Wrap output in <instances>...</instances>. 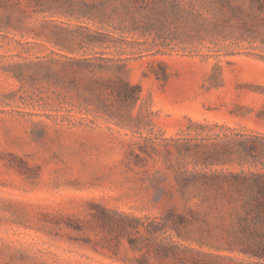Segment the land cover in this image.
<instances>
[{"label": "rangeland", "instance_id": "rangeland-1", "mask_svg": "<svg viewBox=\"0 0 264 264\" xmlns=\"http://www.w3.org/2000/svg\"><path fill=\"white\" fill-rule=\"evenodd\" d=\"M36 18L50 38L0 24V264H264L227 248L229 207L182 191L176 176L193 169L195 154L181 155L175 142L231 133L215 124L264 134L256 55L264 50L186 23L142 35L73 16ZM83 26L115 36L87 51L118 59L119 73L141 88L118 118L90 102L83 76L92 74L60 55L84 56L68 50ZM24 60H52L51 72L64 76L20 81L13 66ZM161 61L166 80L156 76Z\"/></svg>", "mask_w": 264, "mask_h": 264}, {"label": "trees", "instance_id": "trees-1", "mask_svg": "<svg viewBox=\"0 0 264 264\" xmlns=\"http://www.w3.org/2000/svg\"><path fill=\"white\" fill-rule=\"evenodd\" d=\"M39 14L73 16L99 26H112L121 33L137 31L142 35L159 33L172 23H186L206 35L217 34L226 39L235 38L237 42L257 43L256 48L264 50V0H0L3 31L14 30L22 37L50 38L47 22H37L36 15ZM83 27L87 32L81 43L68 50L82 52L84 56L60 55L72 65L76 64L74 68L79 72L87 70L92 74L83 76L90 102L110 118H118L124 107L133 108L140 101L141 88L119 73L118 59L87 51L90 47L103 46L115 36ZM256 55L264 58V55ZM52 63V60H24L14 64L13 76L20 81L38 76L44 79L64 76L51 72ZM159 65L162 73H156V76L166 80V63L161 61ZM32 67L41 69L42 73L30 72ZM103 71L114 72V75H99ZM128 117L133 119L130 113ZM215 126L231 133L175 140L181 155L195 154L193 169L183 165L176 181L182 191L195 189L203 203L215 208L229 207L233 211L234 222L227 229L228 249L264 259V134L234 132L235 129L225 125ZM236 162L248 168L239 171L216 168Z\"/></svg>", "mask_w": 264, "mask_h": 264}]
</instances>
